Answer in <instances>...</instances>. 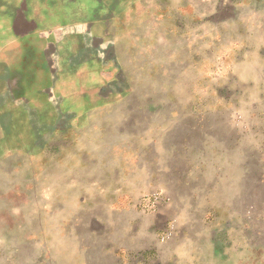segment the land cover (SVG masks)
<instances>
[{
    "label": "rangeland",
    "instance_id": "1",
    "mask_svg": "<svg viewBox=\"0 0 264 264\" xmlns=\"http://www.w3.org/2000/svg\"><path fill=\"white\" fill-rule=\"evenodd\" d=\"M0 154L18 264H50L38 194L53 261L117 264L62 221L127 157L167 191L139 216L153 253L121 264H264V0H0Z\"/></svg>",
    "mask_w": 264,
    "mask_h": 264
},
{
    "label": "crops",
    "instance_id": "2",
    "mask_svg": "<svg viewBox=\"0 0 264 264\" xmlns=\"http://www.w3.org/2000/svg\"><path fill=\"white\" fill-rule=\"evenodd\" d=\"M42 95L40 92L38 93V96ZM154 164L161 170L165 163L162 160L155 159ZM106 175L111 177L108 181L106 179L90 180L84 184L89 185L86 188L91 194V197L89 195V200L82 195L78 201L79 207L77 210L74 207H68L72 209V214H70V217H65L62 221V233L66 241L65 247L69 248L65 250H70L71 248L77 254L82 253L81 248L79 246L73 248V242L70 241L75 239V235L81 240L82 237L78 232V227H80V233L83 232L86 237L85 240L88 242L82 241V244L86 247L84 251L85 257L88 254V249L91 247L87 236L91 234L95 240H98L100 248H103V250L108 251L117 258V264L122 263L121 258L123 257L129 258L135 256L141 257L140 263L147 262L153 251L152 249H148L147 246H143L142 242L145 239L138 231L139 223L142 219L139 216L140 214H146V211L153 208L155 204H163L165 202L161 200L160 196L164 194L166 184L162 181V176L160 177V175L148 168L144 159L141 162L140 159L137 160L133 157L124 158L121 166L119 160H115L113 168ZM71 176H73L72 173ZM39 190L38 187V192ZM17 191H20V189L18 188ZM147 193H151L149 195L150 200L147 199ZM40 203L41 196L38 194V261L41 258V260L50 261V264H57L56 260L53 261V257L58 256L56 254L58 243L52 244L47 242V238L44 236L45 233L43 234L41 230L43 227L41 221H39V211L43 205ZM55 207H59V204L56 203ZM62 207L64 205L61 204ZM13 212L14 209L11 203L7 202V204L0 205V264L19 263L15 261V258L19 257L18 251L24 238L21 240L14 233L21 230L20 224L24 220V212L19 211L18 216H20V220L16 222L20 224L17 227H12L10 223H3L1 221V218L11 216ZM124 215H132V219H130L131 229L129 231L123 230L125 233H119L120 231L117 230L116 225L120 222L119 217H123ZM153 218L155 224L152 229L156 230L158 229L156 225H158L157 221L160 218V214H154ZM77 221L80 225L76 223ZM16 222H13V224ZM108 225L111 227L109 228ZM26 238L27 240L32 239L30 236ZM106 240L107 242L102 245V242ZM94 243L91 242V244ZM96 245L99 247L97 243ZM47 256H50V260L46 259Z\"/></svg>",
    "mask_w": 264,
    "mask_h": 264
}]
</instances>
